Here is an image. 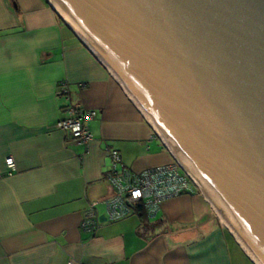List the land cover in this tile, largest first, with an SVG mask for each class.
<instances>
[{"label": "crops", "instance_id": "obj_1", "mask_svg": "<svg viewBox=\"0 0 264 264\" xmlns=\"http://www.w3.org/2000/svg\"><path fill=\"white\" fill-rule=\"evenodd\" d=\"M69 103L95 112L87 147L56 127ZM152 132L46 0H0V264H254L200 193L154 219L106 223L99 205L95 235L81 230L110 150L135 173L173 161Z\"/></svg>", "mask_w": 264, "mask_h": 264}, {"label": "water", "instance_id": "obj_2", "mask_svg": "<svg viewBox=\"0 0 264 264\" xmlns=\"http://www.w3.org/2000/svg\"><path fill=\"white\" fill-rule=\"evenodd\" d=\"M46 1L264 264V0Z\"/></svg>", "mask_w": 264, "mask_h": 264}, {"label": "built area", "instance_id": "obj_3", "mask_svg": "<svg viewBox=\"0 0 264 264\" xmlns=\"http://www.w3.org/2000/svg\"><path fill=\"white\" fill-rule=\"evenodd\" d=\"M66 118L57 122L56 127L65 131L70 139L79 146L87 147L93 140L87 124L96 117L94 111H86L75 104L64 108ZM152 136L158 138L164 148H167L153 128ZM173 161L135 173L126 168L119 152L110 150V169L106 172L107 192L104 197L91 203L81 217L80 228L92 236L100 227L97 206L105 210L106 223H117L120 220L142 215L154 219L161 211V204L181 195L199 194L200 191L190 175L181 167L167 148ZM8 175L16 172L12 157L5 160Z\"/></svg>", "mask_w": 264, "mask_h": 264}, {"label": "bare ground", "instance_id": "obj_4", "mask_svg": "<svg viewBox=\"0 0 264 264\" xmlns=\"http://www.w3.org/2000/svg\"><path fill=\"white\" fill-rule=\"evenodd\" d=\"M50 2H51V1H50ZM53 7H55V6H53ZM55 10H57V12H58L59 16L61 17V19L63 20V22H66V24H67L69 27H71L70 23L67 21L66 17L63 16V14L61 13V11L58 10L56 7H55ZM172 155H173V154H172Z\"/></svg>", "mask_w": 264, "mask_h": 264}]
</instances>
